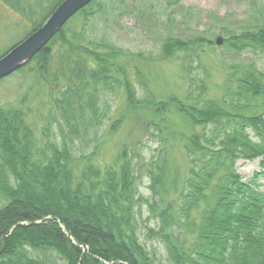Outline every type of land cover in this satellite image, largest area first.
<instances>
[{"label": "trees", "instance_id": "obj_1", "mask_svg": "<svg viewBox=\"0 0 264 264\" xmlns=\"http://www.w3.org/2000/svg\"><path fill=\"white\" fill-rule=\"evenodd\" d=\"M2 1L24 10L22 0ZM62 1L56 0L47 15ZM111 2L88 3L26 65L0 80L33 73L50 94L47 116L58 131L53 137L45 127L40 149L27 110L0 103V196L6 201L0 206V264H157L141 242L137 208L142 197L127 147L106 167H96L89 155L79 158L74 151L76 139L102 124L106 113L99 97L114 87L124 89L130 110L150 107V124L160 132L174 111L191 128H201L182 145L189 169L177 199H164L176 189L175 180L167 189L169 152L160 153L148 178L149 190L161 202L150 203L158 228L149 231L165 245L173 264H264V190L259 183L264 177V70L255 60L232 65L218 100L205 97L202 79L200 85H189L190 103L177 97L138 99L128 73L117 63L124 51L89 30L98 14L117 12L118 4ZM162 2L160 15L169 21L194 10L181 0ZM150 9L146 4L141 12L158 23L161 16ZM204 43L217 44L214 39L168 37L162 54L171 58L178 50ZM224 45L236 53L264 54V26L230 32ZM85 158L87 164L79 169ZM240 159H259V170L244 178L236 168Z\"/></svg>", "mask_w": 264, "mask_h": 264}, {"label": "rangeland", "instance_id": "obj_2", "mask_svg": "<svg viewBox=\"0 0 264 264\" xmlns=\"http://www.w3.org/2000/svg\"><path fill=\"white\" fill-rule=\"evenodd\" d=\"M55 1L22 0L20 7L24 10L17 11L0 0V55L23 41L31 28L42 22ZM181 2L194 9L192 15L184 18L176 14V19L169 21L167 17L160 15L164 7L162 0H129L123 4L112 0L111 3L118 4L117 12L108 17L98 14L89 24V30L93 32L94 37L105 35L107 40L124 51L123 56L117 59V63L128 73L136 88L138 99L166 101L169 97H177L186 101L189 85L191 83L193 87L200 85L202 79L206 85L205 97L218 100L224 95V86L232 65L255 60L264 70V54L236 53L224 45V39L230 32L237 33L264 26V0H181ZM146 4L153 7L150 13L157 17L161 16L158 23L152 18L149 21L141 12ZM24 11L26 15L23 14ZM29 15H32V20L28 19ZM45 21L46 19L42 24ZM72 26L76 29L75 22ZM168 37L185 42L199 38L204 40L221 38L222 43L214 46L208 43L200 46L191 45L189 50H178L171 58H164L162 43ZM25 74L26 76H22L21 73H17L0 82V103L8 108L22 106L27 110L29 124L38 140L37 147L41 149L44 146L42 142L44 132L48 133L45 127L48 126L55 137L58 133L57 124L50 121L47 116L51 102L50 94L37 83L33 73ZM195 91L192 94L194 97L198 95L199 90ZM99 98L100 106L106 113L102 117V124L90 131L84 139L75 140V154L89 155V159L91 158L81 159L79 169L87 164V160L96 167L111 165L120 148L127 147L134 157L139 181L138 190L140 198L142 197L137 208L141 242L155 254V263L173 264L165 245L149 231L150 228H158V219L150 210V203L157 201L160 205L161 202L160 196H155L149 190L148 178L149 174L156 170L154 162L159 160L157 159L159 155L162 156L160 153L169 152L167 189L175 180L177 190L170 189L163 196L165 200L177 199L189 169L182 145L189 134L201 128H191L182 122L173 110L174 112L167 114V122L163 123L160 132L159 127L150 124L154 117L150 107L135 110L127 107L128 101L123 88L109 89ZM186 102L190 103L191 100ZM120 119L122 120L117 129L110 130L112 124ZM259 161L240 159L236 163L237 171L247 178L259 170ZM259 183L264 190V177ZM5 202L0 196V206Z\"/></svg>", "mask_w": 264, "mask_h": 264}, {"label": "water", "instance_id": "obj_3", "mask_svg": "<svg viewBox=\"0 0 264 264\" xmlns=\"http://www.w3.org/2000/svg\"><path fill=\"white\" fill-rule=\"evenodd\" d=\"M93 0H63L46 21L0 57V80L27 64L78 11ZM217 44L222 39H216Z\"/></svg>", "mask_w": 264, "mask_h": 264}]
</instances>
